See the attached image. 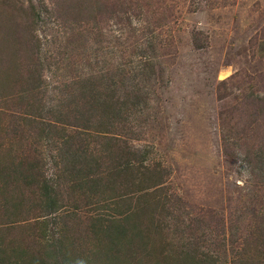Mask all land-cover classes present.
<instances>
[{
    "label": "rangeland",
    "instance_id": "rangeland-1",
    "mask_svg": "<svg viewBox=\"0 0 264 264\" xmlns=\"http://www.w3.org/2000/svg\"><path fill=\"white\" fill-rule=\"evenodd\" d=\"M262 79L264 0H0V264H264Z\"/></svg>",
    "mask_w": 264,
    "mask_h": 264
},
{
    "label": "trees",
    "instance_id": "trees-1",
    "mask_svg": "<svg viewBox=\"0 0 264 264\" xmlns=\"http://www.w3.org/2000/svg\"><path fill=\"white\" fill-rule=\"evenodd\" d=\"M263 83H264V79H262ZM263 98V101H264V97ZM94 101H90L89 102V106L87 108V110L85 109L84 112L85 113H82L80 117H78V120L79 122H71L72 120H64V118H61V120H52L49 122L48 125L52 126V127H56L58 126V124L64 122L66 125L70 126L72 129L73 128H80L82 130H86V129H89V123L90 121L92 120V118H94L96 115L99 116V120H101V115H99L98 111L99 109H101V104L98 105V107H96L95 109H93V103ZM43 123V122H42ZM87 128H84L83 126H87ZM76 130V129H75ZM101 131V130H100ZM66 138V136H65ZM71 138V137H70ZM67 139L64 140V143L67 144L66 141ZM71 142V141H70ZM70 144L68 143V146ZM87 147V146H86ZM87 150V149H86ZM86 150L84 152L83 155H80L79 152H72L71 153H65V155L67 156L66 158V161H69L70 160V156L72 158V160L74 161L73 163H71L72 165H74L75 163L77 164V167H76V171L77 173H85L84 176L88 177L89 178V181L88 182H92L94 183L96 186L100 184V189H101V177H98L97 175L95 176V173L92 172V167L95 165V161H94V158H90V161H85L87 159L85 153H86ZM78 157V158H77ZM65 158V157H64ZM31 166L29 167L30 169H33V165L30 164ZM65 163H63V167L62 168H65ZM67 169V167H66ZM123 169V168H121ZM119 171H120V168H119ZM101 173V171H100ZM40 176H42V179H40ZM43 175H41L39 172H35L34 173V177L33 179H31V181H35V183H39L41 180H43L41 183L42 185L40 184V191L42 190L43 193L42 195V199L41 201L43 202L44 205L48 206L49 205V202L51 201V197H50V190H51V187H49V185L47 184L46 180L43 179ZM99 183V184H98ZM92 190V189H91ZM106 190V188H105ZM94 191V190H92ZM39 197V196H38ZM53 201V200H52Z\"/></svg>",
    "mask_w": 264,
    "mask_h": 264
}]
</instances>
